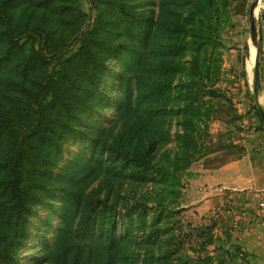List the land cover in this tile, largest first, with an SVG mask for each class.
Masks as SVG:
<instances>
[{
    "label": "rangeland",
    "instance_id": "rangeland-1",
    "mask_svg": "<svg viewBox=\"0 0 264 264\" xmlns=\"http://www.w3.org/2000/svg\"><path fill=\"white\" fill-rule=\"evenodd\" d=\"M255 1L214 0L220 16L219 34L213 39L214 50L220 58L219 73L213 74L211 79L196 81L197 94L200 89V95L204 96L201 112L205 124L197 140L196 157L188 164L177 160L183 157L178 135L184 132L177 110L184 100L183 86L189 80L190 51L178 60L180 69L171 91L173 96L181 97L176 99L174 111L163 123L167 137L155 142L149 163L140 169L142 178L135 176L131 167L121 160V138L133 118L129 111L121 110V105L127 104L124 101L126 91H134L136 78L132 75L124 87L118 78L122 60L112 55L106 61L108 73L104 82L93 95L87 112L77 121L81 133L72 135L65 144L47 193L41 197V203L34 206L27 220L13 264H82L97 251L102 252L105 262L103 244L106 241L101 237L104 239L110 233L115 219L119 222L117 231L121 238L116 246L120 250L111 264L240 262L232 259L229 226L224 225L230 220L226 209L198 216L193 209L198 196L193 195L196 187L192 188V184L202 172L200 164L211 168L214 161L240 149L233 144L238 136L249 134L264 140V121L259 109L264 111V107L257 102L260 77L256 81L254 67L251 71L247 67L250 46L255 45L250 28V12ZM128 4L155 20H176V0L166 3L128 0ZM79 5L86 12V20L67 55L77 51L83 32L97 15L91 0H79ZM255 11L260 45L258 25L264 13V0L258 1ZM166 40L156 39L153 34L148 44L139 46L141 58H148L150 63L164 56V51L158 53L152 46L158 41L166 43ZM202 59L200 55L199 60ZM63 190H76L80 205L71 206ZM88 195L93 205L85 211ZM139 213L144 215L141 220L136 218ZM129 216L133 217L131 222L127 220Z\"/></svg>",
    "mask_w": 264,
    "mask_h": 264
},
{
    "label": "trees",
    "instance_id": "trees-1",
    "mask_svg": "<svg viewBox=\"0 0 264 264\" xmlns=\"http://www.w3.org/2000/svg\"><path fill=\"white\" fill-rule=\"evenodd\" d=\"M91 3L96 18L83 32L77 51L67 55L86 20L79 0H0V264H13L27 220L46 195L65 144L81 133L77 121L100 90L112 55L122 60L121 85L126 87L132 75L136 78L134 91H126L127 104L121 105L133 116L121 138V160L142 178L140 169L149 163L155 142L167 137L163 123L181 97L171 91L180 69L178 60L190 51L189 80L177 110L184 130L178 135L183 157L177 160L188 164L196 157L205 123L204 96L200 89L197 94L195 84L217 75L220 66L213 43L220 30L214 0H176V20H155L128 0ZM153 34L156 39L167 38L166 43L152 46L165 55L149 63L141 58L139 46L148 44ZM62 194L71 206L80 205L76 190ZM89 199L90 195L85 211L93 205ZM143 217L139 213L136 218ZM118 223L112 220L110 233L101 237L106 241V261L97 251L82 264H111L120 250Z\"/></svg>",
    "mask_w": 264,
    "mask_h": 264
},
{
    "label": "crops",
    "instance_id": "crops-1",
    "mask_svg": "<svg viewBox=\"0 0 264 264\" xmlns=\"http://www.w3.org/2000/svg\"><path fill=\"white\" fill-rule=\"evenodd\" d=\"M258 29L261 89L257 102L264 107V13ZM233 144L240 147L235 154L214 161L211 168L200 164L202 172L192 184L196 187L192 193L198 196L193 209L198 216L226 209L230 220L224 225L229 226L232 259L238 264H264V140L244 134Z\"/></svg>",
    "mask_w": 264,
    "mask_h": 264
},
{
    "label": "water",
    "instance_id": "water-1",
    "mask_svg": "<svg viewBox=\"0 0 264 264\" xmlns=\"http://www.w3.org/2000/svg\"><path fill=\"white\" fill-rule=\"evenodd\" d=\"M259 0H256L254 4L252 5L251 12H250V28H251V38L252 42L257 46V54L254 62V73H255V79L258 81L259 78V72H260V60H259V55H260V45L258 44L257 41V25H256V20H255V7L257 5ZM260 108V114L262 116V119L264 121V111L261 107Z\"/></svg>",
    "mask_w": 264,
    "mask_h": 264
},
{
    "label": "bare ground",
    "instance_id": "bare-ground-1",
    "mask_svg": "<svg viewBox=\"0 0 264 264\" xmlns=\"http://www.w3.org/2000/svg\"><path fill=\"white\" fill-rule=\"evenodd\" d=\"M255 14H256V11H255ZM256 54H257V47L255 45H251L249 55L247 58V67L249 71H251L252 68L254 67Z\"/></svg>",
    "mask_w": 264,
    "mask_h": 264
},
{
    "label": "built area",
    "instance_id": "built-area-1",
    "mask_svg": "<svg viewBox=\"0 0 264 264\" xmlns=\"http://www.w3.org/2000/svg\"><path fill=\"white\" fill-rule=\"evenodd\" d=\"M262 205V204H261Z\"/></svg>",
    "mask_w": 264,
    "mask_h": 264
}]
</instances>
